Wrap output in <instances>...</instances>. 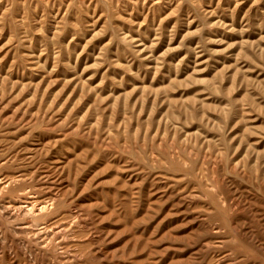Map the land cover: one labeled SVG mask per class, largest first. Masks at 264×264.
<instances>
[{
    "label": "rangeland",
    "instance_id": "374dc122",
    "mask_svg": "<svg viewBox=\"0 0 264 264\" xmlns=\"http://www.w3.org/2000/svg\"><path fill=\"white\" fill-rule=\"evenodd\" d=\"M0 264H264V0H0Z\"/></svg>",
    "mask_w": 264,
    "mask_h": 264
}]
</instances>
